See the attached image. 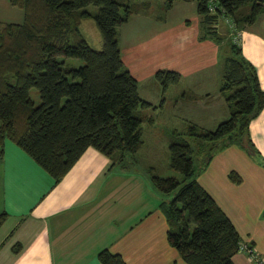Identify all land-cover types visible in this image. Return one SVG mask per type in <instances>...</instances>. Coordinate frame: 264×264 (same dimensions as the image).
<instances>
[{"label":"trees","instance_id":"1","mask_svg":"<svg viewBox=\"0 0 264 264\" xmlns=\"http://www.w3.org/2000/svg\"><path fill=\"white\" fill-rule=\"evenodd\" d=\"M132 0H9L23 11L20 24L0 23V157L11 141L58 183L87 148H94L123 164L143 146L142 124L151 122L141 110L152 108L138 93V82L125 67L118 27L133 15L150 9ZM177 0H164L170 10ZM194 2L199 18V40L218 47L222 75L219 91L229 117L214 131L189 125L174 132L169 144L170 168L181 178L151 176L161 194L174 193L159 206L168 230L166 238L186 264H233L240 237L223 211L197 182L213 156L231 145L245 149L264 165L249 137L250 122L264 108V92L256 68L242 55L238 34L264 16V0H180ZM98 8L91 12L88 6ZM94 21L102 47L93 49L80 32V22ZM219 19L232 27L230 38L216 28ZM60 58L83 65L65 66ZM166 89L180 75L158 71ZM35 89L39 103L30 92ZM194 158L200 159L195 169ZM233 184L241 178L228 175ZM264 219V210L262 212ZM5 214L0 215V226ZM101 264H125L107 250Z\"/></svg>","mask_w":264,"mask_h":264},{"label":"crops","instance_id":"2","mask_svg":"<svg viewBox=\"0 0 264 264\" xmlns=\"http://www.w3.org/2000/svg\"><path fill=\"white\" fill-rule=\"evenodd\" d=\"M21 18L22 10L0 0V23L20 24ZM258 18L238 34V44L243 57L256 68L264 92V20ZM194 20L195 25H162L152 37L167 58L153 69H142L139 54L132 55L136 66L129 64V72L137 82V72L139 80L156 82V71L175 72L189 81L182 94L186 109L195 104L204 112L215 104L214 112L228 111L220 91L215 98L209 93V84L216 86L222 75L218 47L199 40ZM216 28L222 37L230 38L229 23L219 19ZM138 45L143 54L153 53L152 42ZM150 109L141 114L151 120L145 123L154 125L147 116ZM249 137L264 161V108L250 122ZM127 169L90 147L55 183L19 147L6 141L0 157V215L5 214L0 226V264H101L98 254L103 250L120 256L125 264H186L167 242L168 225L159 208L164 202L161 193L151 187L149 178ZM230 173L237 174L241 183L233 184ZM197 182L233 224L241 244L253 247L264 262V165L238 146H227L213 156ZM232 261L256 264L244 252L236 253Z\"/></svg>","mask_w":264,"mask_h":264},{"label":"rangeland","instance_id":"3","mask_svg":"<svg viewBox=\"0 0 264 264\" xmlns=\"http://www.w3.org/2000/svg\"><path fill=\"white\" fill-rule=\"evenodd\" d=\"M131 2L139 4L140 2L149 3L150 9L148 11H141L137 15H133L129 22L118 27L119 33V47L125 67L129 70V64L134 62L132 55L139 54V62H141L142 69L151 66L155 67L166 59L162 53L159 45L155 46L153 34L157 33L159 28L165 24L167 28L171 25L177 24H193L197 19L196 26L199 28V18L196 13L195 3H184L177 0L170 10H164V0H132ZM91 12H97L98 8L95 6H88ZM193 19V20H192ZM260 21L264 20V16H260ZM22 18L20 19V23ZM190 22V23H189ZM166 28V29H167ZM174 31L178 32L177 29ZM80 32L87 41V43L95 50L102 47L101 35L93 20L87 19L80 22ZM224 34V32H223ZM171 36V33H170ZM209 41V40H207ZM142 42L149 44L152 42L153 53H145L139 51V45ZM218 58V57H217ZM64 60L65 66L78 68L83 65V62L75 58H60ZM218 71L221 72L223 65L218 60ZM136 66V63H133ZM138 67V66H137ZM217 69L214 68L213 71ZM139 71V70H138ZM159 71V70H158ZM219 72V73H220ZM157 71L155 72V74ZM215 75V72H213ZM155 74L153 75L155 77ZM138 91L140 98L143 101H149L154 104L148 110V117L154 119V125L148 123L142 124V138L144 148L135 154L127 156L124 161V166L129 169L128 172L134 174H142L146 179L151 180V176L160 178H181L180 173L170 168L169 165V138L174 132H186L189 125H195L197 128L204 131H214L219 123L228 119V111L214 112L215 104L209 106L208 111H200L199 106L193 104L192 109H186L182 94L186 92V87L189 86V81L186 78H181L178 83L163 87L160 81L148 80L144 78L139 80V72H137ZM220 80V75L219 78ZM211 80V79H209ZM149 81V82H148ZM219 84V85H218ZM216 86L209 84V93L215 97H219L220 81ZM30 97L35 104L39 103V96L35 89L30 92ZM223 97V96H222ZM223 100V98H221ZM224 101V100H223ZM244 152H248L241 148ZM122 164V165H123ZM201 162L199 158H194V166L197 169ZM127 169V170H128ZM151 183V182H150ZM151 187L153 185L151 184ZM154 188V187H153ZM164 202H169L174 193L169 195L160 194Z\"/></svg>","mask_w":264,"mask_h":264},{"label":"built area","instance_id":"4","mask_svg":"<svg viewBox=\"0 0 264 264\" xmlns=\"http://www.w3.org/2000/svg\"><path fill=\"white\" fill-rule=\"evenodd\" d=\"M239 252L246 253L251 260L255 261L256 264H264L263 261L258 260L257 254H256L255 250L253 249V247H250L246 244H240L239 245Z\"/></svg>","mask_w":264,"mask_h":264}]
</instances>
